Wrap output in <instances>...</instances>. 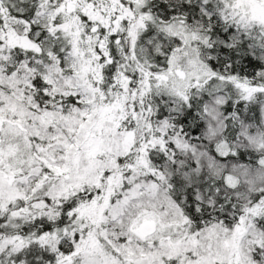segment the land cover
<instances>
[{
	"label": "snow or ice",
	"instance_id": "snow-or-ice-1",
	"mask_svg": "<svg viewBox=\"0 0 264 264\" xmlns=\"http://www.w3.org/2000/svg\"><path fill=\"white\" fill-rule=\"evenodd\" d=\"M0 264H264V0H0Z\"/></svg>",
	"mask_w": 264,
	"mask_h": 264
}]
</instances>
